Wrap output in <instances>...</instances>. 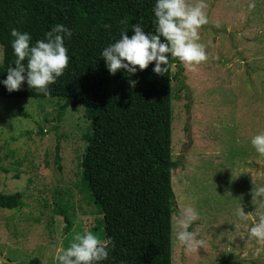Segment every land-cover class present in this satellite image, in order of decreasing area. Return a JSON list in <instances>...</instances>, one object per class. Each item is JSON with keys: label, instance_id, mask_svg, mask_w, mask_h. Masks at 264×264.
Here are the masks:
<instances>
[{"label": "rangeland", "instance_id": "374dc122", "mask_svg": "<svg viewBox=\"0 0 264 264\" xmlns=\"http://www.w3.org/2000/svg\"><path fill=\"white\" fill-rule=\"evenodd\" d=\"M175 5L184 70L172 84V264H264V0ZM62 104L0 98V194L25 203L0 207V264H68L104 243L81 183L90 122L83 108L61 116Z\"/></svg>", "mask_w": 264, "mask_h": 264}, {"label": "trees", "instance_id": "16d2710c", "mask_svg": "<svg viewBox=\"0 0 264 264\" xmlns=\"http://www.w3.org/2000/svg\"><path fill=\"white\" fill-rule=\"evenodd\" d=\"M182 25L175 0H0V98L57 99L61 116L83 108L90 122L81 183L103 215L104 243L68 264H172ZM24 205L22 193L0 194L1 208Z\"/></svg>", "mask_w": 264, "mask_h": 264}, {"label": "water", "instance_id": "95a60500", "mask_svg": "<svg viewBox=\"0 0 264 264\" xmlns=\"http://www.w3.org/2000/svg\"><path fill=\"white\" fill-rule=\"evenodd\" d=\"M2 261H3V263H6V264H11V262H10V261H7V260H5V259H3Z\"/></svg>", "mask_w": 264, "mask_h": 264}]
</instances>
